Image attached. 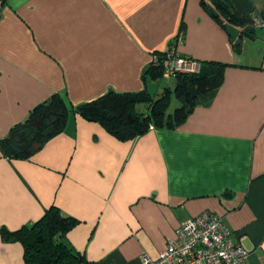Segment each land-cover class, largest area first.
Returning a JSON list of instances; mask_svg holds the SVG:
<instances>
[{
    "label": "crops",
    "instance_id": "0c3cea01",
    "mask_svg": "<svg viewBox=\"0 0 264 264\" xmlns=\"http://www.w3.org/2000/svg\"><path fill=\"white\" fill-rule=\"evenodd\" d=\"M229 2L264 15V0ZM218 12L210 0H4L0 139L54 93L75 106L108 89L155 90L143 72L171 43L220 67L221 79L174 127L120 139L71 111L30 157L0 149V227L55 205L75 218L65 234L82 257L75 264H141L181 222L211 210L249 250L240 264H264V26ZM164 78L173 89L175 77ZM0 264H25L22 244L1 234Z\"/></svg>",
    "mask_w": 264,
    "mask_h": 264
},
{
    "label": "trees",
    "instance_id": "16d2710c",
    "mask_svg": "<svg viewBox=\"0 0 264 264\" xmlns=\"http://www.w3.org/2000/svg\"><path fill=\"white\" fill-rule=\"evenodd\" d=\"M210 1L216 11L229 21L253 23L252 17L238 14L229 0ZM3 2L0 0V6ZM157 54L156 62H149L143 72L150 79L162 77L165 53L159 51ZM174 77L176 83L173 89L165 86L155 95L146 89L123 92L108 89L100 96L75 106L59 93H54L35 105L24 121L10 128L0 139V149L11 158L30 157L63 129L71 111L88 120L98 121L120 139L133 138L151 127L177 126L191 112L196 96L212 90L218 84L221 69L200 61L198 72L177 73ZM171 97L178 104L169 112ZM74 224L75 218L63 215L57 206L51 205L38 220L15 230L1 226L0 234L4 240L22 244L25 264H75L82 257L73 251L65 239L66 232Z\"/></svg>",
    "mask_w": 264,
    "mask_h": 264
},
{
    "label": "built area",
    "instance_id": "2783aa9c",
    "mask_svg": "<svg viewBox=\"0 0 264 264\" xmlns=\"http://www.w3.org/2000/svg\"><path fill=\"white\" fill-rule=\"evenodd\" d=\"M253 23L264 26V15L253 17ZM161 52L165 53L164 77L199 71L198 59L178 54L173 46ZM157 57L153 54L150 62L155 63ZM248 252L220 214L205 210L181 222L158 257L143 255L141 264H240Z\"/></svg>",
    "mask_w": 264,
    "mask_h": 264
},
{
    "label": "rangeland",
    "instance_id": "374dc122",
    "mask_svg": "<svg viewBox=\"0 0 264 264\" xmlns=\"http://www.w3.org/2000/svg\"><path fill=\"white\" fill-rule=\"evenodd\" d=\"M152 80V79H151ZM151 80H149L148 81V85L149 86H153V84L155 85V87H157V88H155V90H153V91H150V89H149V91L152 93V95H155V94H157V92H159L158 90H160L161 89V91L163 90V88L165 87V86H168L169 84L171 85L173 82H174V78H164V77H158V79L156 80V82L155 83H152L151 82ZM169 85V86H170ZM160 88V89H159ZM160 91V92H161ZM177 105V104H176ZM175 104H174V100L170 103V109H173L174 108V106H176Z\"/></svg>",
    "mask_w": 264,
    "mask_h": 264
}]
</instances>
